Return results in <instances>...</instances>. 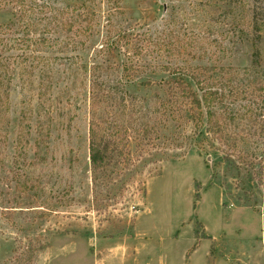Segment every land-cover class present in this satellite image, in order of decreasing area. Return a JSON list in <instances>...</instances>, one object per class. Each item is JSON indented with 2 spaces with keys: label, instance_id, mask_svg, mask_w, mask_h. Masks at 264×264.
Returning a JSON list of instances; mask_svg holds the SVG:
<instances>
[{
  "label": "rangeland",
  "instance_id": "1",
  "mask_svg": "<svg viewBox=\"0 0 264 264\" xmlns=\"http://www.w3.org/2000/svg\"><path fill=\"white\" fill-rule=\"evenodd\" d=\"M253 17L264 0H0V264H264V165L238 158L264 160V91L233 102L228 160L191 125L132 146L129 166L95 172L89 151L99 65L113 84L133 65L120 90L143 119L164 68L224 65L252 92Z\"/></svg>",
  "mask_w": 264,
  "mask_h": 264
},
{
  "label": "trees",
  "instance_id": "2",
  "mask_svg": "<svg viewBox=\"0 0 264 264\" xmlns=\"http://www.w3.org/2000/svg\"><path fill=\"white\" fill-rule=\"evenodd\" d=\"M252 19L251 66L255 70L264 69L260 48L264 25L259 24L256 18ZM69 27L71 29L72 26ZM122 39L128 43L127 47L133 50L134 55L143 57L147 45H143L141 40L134 42L133 37L128 34ZM103 67L104 64H101L99 71L93 72L90 86L89 151L90 163L95 172L118 159L125 166H129L132 162V146L136 150L148 149L154 145V140L159 138L164 129H178L184 125H191L194 133L202 135V142L218 143L220 148L214 146V149L221 150L224 159L228 160L232 154L224 146L231 145L227 149L231 147L233 151L238 145V138L231 135L232 127L238 125L237 114L231 109L233 102H239L246 93L254 94L255 98L263 97V82L257 81L254 90L249 92V87L245 90L246 86L238 84L232 69L224 65L199 68L195 71L181 67L172 72L170 68H164V71L176 77L159 83H143L148 89L155 87L157 93L152 104V116H145L143 119L138 114L141 110L138 111L137 97L120 90L126 81H134L133 65L121 67L123 74L121 78H117L116 84L106 80L103 74L106 68ZM205 133L206 137L203 136ZM238 154L240 166H246L249 170L259 167L262 172L263 158L258 159L255 154ZM92 180L97 181L96 175Z\"/></svg>",
  "mask_w": 264,
  "mask_h": 264
}]
</instances>
